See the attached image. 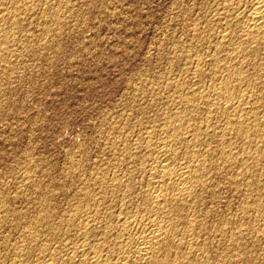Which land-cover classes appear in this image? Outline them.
<instances>
[{
	"label": "bare ground",
	"instance_id": "6f19581e",
	"mask_svg": "<svg viewBox=\"0 0 264 264\" xmlns=\"http://www.w3.org/2000/svg\"><path fill=\"white\" fill-rule=\"evenodd\" d=\"M217 1L201 28L194 20L186 48L171 54L175 69L186 70L165 81L171 89L157 94V112L129 121L131 129L123 125V152L115 153L123 169L114 163L107 164L110 173L96 169L63 213L39 192L37 213L29 220L23 211L25 218L18 216L27 222H19V239L11 241L10 264H264V0ZM28 3L0 0V119L14 118L10 96L27 57L44 58L45 50L29 40L32 29L43 41L51 22L60 21L57 10ZM21 179L26 187L29 179ZM226 183L240 197L238 218L215 209Z\"/></svg>",
	"mask_w": 264,
	"mask_h": 264
},
{
	"label": "rangeland",
	"instance_id": "374dc122",
	"mask_svg": "<svg viewBox=\"0 0 264 264\" xmlns=\"http://www.w3.org/2000/svg\"><path fill=\"white\" fill-rule=\"evenodd\" d=\"M28 1L29 5L32 3V9L41 7L42 4L47 11L57 10L60 21L53 23L48 19V23L49 21L52 23H49L52 30L44 35L43 41H39L41 38L38 37L36 30L32 29L37 37L32 34L29 40L35 41L36 48L38 46L40 50H45L42 51L44 58L41 61L36 59L35 55L25 58L28 69L26 66L20 69L22 71H19L22 73L19 75L20 83H16V87L19 85L18 89L15 87L17 90L15 95L13 94L14 97L10 96L16 101L14 118L7 119L5 116L6 120L3 114L1 119L4 122L2 123L0 119L2 123L0 124V202H3V205L0 203V209H4V211L0 210V217L3 216V219L0 218V223H7H3L7 227L0 225L2 229L0 232H4H1L2 235L0 233L2 237L0 241L3 236L5 238L2 240L5 242L1 241L3 245L0 242L2 246L0 264H10V258L13 257L11 241L15 242L19 239L18 229L23 226L20 225L27 222L30 215L33 217L37 213L38 210L35 208L39 209L38 205L41 204V202L35 203L40 198L39 192L51 196L50 199L54 201L52 203L55 207L64 206L67 209L70 206L66 207V204L70 205L75 200L73 196L77 195L83 185L87 186L90 183L89 178L92 179L99 173L96 171L103 168L107 170L109 164L113 163L122 166L123 169V160L119 159L118 155L123 152V125L127 124L126 130L131 129H127L128 124L143 118L141 116H144V113L148 116L150 113L152 116L157 112L160 105L158 95H165L171 89L169 83L165 81H170L186 70L182 68L183 70L178 72L180 68L175 69L177 67L171 64L170 58L179 54L183 45L186 48L185 40L190 37L194 26L200 22L197 26L201 28L218 4L217 0V2L214 0H43L42 3L36 0ZM32 1L37 2V5ZM48 15L46 12V20L50 18ZM33 20L35 24L36 19ZM133 114H138L135 115L134 120H132ZM108 131L111 132L108 134ZM112 136L114 138L116 136L115 139L119 141L115 145H112L114 144ZM110 170L107 171L110 173ZM22 176L29 179L26 187L22 186L26 185L24 184L26 181H21ZM32 177L34 180L30 179ZM226 184L225 186L223 184L225 189L220 186L219 192L221 191L224 198L219 196L215 209L223 211H217L219 214L224 213L223 215L227 217L238 218L235 213H238L236 209L240 204V197L238 198L237 192L230 190V185L226 186ZM20 191L27 192L21 194ZM232 191L239 203L233 198ZM69 197L70 199H67ZM225 198L229 200L226 201ZM67 200L71 203L65 204ZM5 201L8 204L6 206ZM224 202L229 203L224 204ZM34 204L37 206L35 207ZM225 205H229L228 207L232 205V208L229 210L228 207H223ZM6 207L10 209L7 210ZM63 208L58 212H65ZM225 208H228V211L223 210ZM232 210L234 213H231ZM7 211L9 215L5 214L4 217L3 214ZM12 211L16 214H12ZM22 211L27 217L25 221L21 219L24 217ZM20 221L24 223L19 224ZM14 224H19L18 228ZM10 225L13 230L15 229L14 231ZM9 236L10 239L13 238L10 240ZM14 237L18 239L15 240ZM252 249L253 252L251 250L250 254L259 253L257 248L252 247ZM4 252L9 257L6 253L4 255ZM249 264L256 263L251 261Z\"/></svg>",
	"mask_w": 264,
	"mask_h": 264
}]
</instances>
